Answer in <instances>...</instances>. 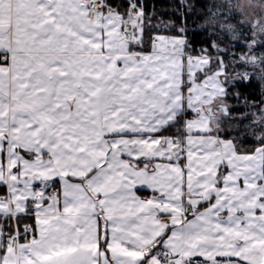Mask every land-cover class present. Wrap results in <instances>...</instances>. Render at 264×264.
<instances>
[{"label": "snow or ice", "instance_id": "obj_1", "mask_svg": "<svg viewBox=\"0 0 264 264\" xmlns=\"http://www.w3.org/2000/svg\"><path fill=\"white\" fill-rule=\"evenodd\" d=\"M193 11L0 0V264H264V43Z\"/></svg>", "mask_w": 264, "mask_h": 264}, {"label": "trees", "instance_id": "obj_2", "mask_svg": "<svg viewBox=\"0 0 264 264\" xmlns=\"http://www.w3.org/2000/svg\"><path fill=\"white\" fill-rule=\"evenodd\" d=\"M233 0H188L193 6L194 11L186 14L183 23L189 28V38L193 41L194 46L199 48L207 46L209 37L206 36V29L213 31L216 29L215 23L212 21L213 15L211 11L228 10ZM148 11L154 13L152 23L158 24L161 21L169 23L167 29H163L165 35H177L175 28L182 23L180 14L177 12L179 0H146ZM231 20V18H228ZM198 26H200L198 28ZM214 26V27H213ZM243 28L242 26H239ZM238 90L243 96L249 97L251 100L259 101L261 96L260 86L253 80L247 84H237Z\"/></svg>", "mask_w": 264, "mask_h": 264}, {"label": "rangeland", "instance_id": "obj_3", "mask_svg": "<svg viewBox=\"0 0 264 264\" xmlns=\"http://www.w3.org/2000/svg\"><path fill=\"white\" fill-rule=\"evenodd\" d=\"M230 8L240 15L236 20L228 19L224 21L223 23L230 25L224 31L235 40H240L244 35H252L255 37L257 44L264 43V0H233ZM223 12L225 10L211 11L213 15L212 21L216 27L214 30L221 28L222 20L220 13ZM254 81L260 86L261 96L264 97V83L259 80Z\"/></svg>", "mask_w": 264, "mask_h": 264}]
</instances>
